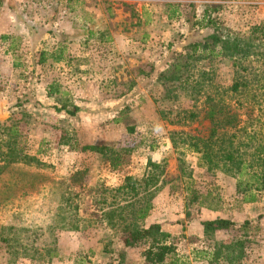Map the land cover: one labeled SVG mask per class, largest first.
I'll use <instances>...</instances> for the list:
<instances>
[{
    "label": "rangeland",
    "instance_id": "obj_1",
    "mask_svg": "<svg viewBox=\"0 0 264 264\" xmlns=\"http://www.w3.org/2000/svg\"><path fill=\"white\" fill-rule=\"evenodd\" d=\"M206 6L217 23L235 33L264 25V0H0V123L18 121L24 151L46 165H16L0 174V264H144L139 247L126 249L120 258L118 234L104 225L60 230L49 182L29 190L20 170L54 180L86 171V183L111 188L126 175L142 178L153 171L162 183L145 226L158 223L171 235L176 250L167 264H264V190L255 192L256 202L243 203L237 177L207 171L189 148L173 146L171 133L204 138L209 122L202 119V99L181 91L177 99H164L156 81L176 54L212 32L204 26ZM60 48L63 61L57 63L51 55ZM40 52L46 53L45 61L38 64ZM193 66V75L195 70L214 75L217 93L242 119L250 113L247 103L259 100L252 115L264 120V84L253 82V74L262 80L264 69L255 57L235 64L214 57ZM233 79L247 81L248 87L231 94ZM51 83L59 88L55 97L79 108L74 116L55 110L59 104L45 95ZM180 111H196L198 120L170 124L162 116L175 121ZM83 145L130 148L128 164L112 171L100 155L79 151ZM148 161L160 168L148 167ZM193 192L212 193L219 209L187 206ZM82 216L91 217L89 211ZM215 219L235 226L205 238L201 223ZM245 221L246 244L238 263L210 262L198 254L209 253L213 241L227 244L240 237Z\"/></svg>",
    "mask_w": 264,
    "mask_h": 264
},
{
    "label": "trees",
    "instance_id": "obj_2",
    "mask_svg": "<svg viewBox=\"0 0 264 264\" xmlns=\"http://www.w3.org/2000/svg\"><path fill=\"white\" fill-rule=\"evenodd\" d=\"M209 8L210 6L205 7L203 20L204 26L210 28L212 32L202 41L190 43L185 53L176 54L173 61L159 73L156 81L163 87L164 99H177V91L195 100L202 99V119L209 122V133L204 138L183 131L171 133L173 146L181 143L189 148L199 156L198 166L205 167L207 171L220 170L226 175L237 177L238 189L244 188L241 190L242 202L253 203L257 201L255 192L264 190V120L260 115H252L259 100L247 103L250 113L246 111L245 119H242L232 102L217 93L214 87V75L210 71L198 70H195L197 74L193 75V65L203 59L210 60L214 57L231 59L234 64L236 61L255 57L264 69V25H255L245 34L235 33L217 23L210 16ZM6 38L2 37V39ZM45 54L40 52L38 64L45 61ZM51 57L57 63L62 62V48ZM258 76L253 74V82L257 86H263L264 73L262 80L255 79ZM247 87V81L233 79L228 91L237 95ZM58 93V85L54 83L47 85L46 96L53 98L59 104L55 110L74 116L79 108L76 105H69L65 99L55 97ZM198 114L196 111H180L176 113L175 121L169 120L167 113H163L162 116L170 124H180L198 120ZM18 123L12 118L0 123V174L10 172L16 165L46 166L36 156L24 151ZM176 136L180 137L178 142L174 138ZM63 144L69 143L66 141ZM70 147L72 150H77V147ZM79 151L98 154L108 163L112 171H121L128 164L126 157L131 149L83 145ZM147 166L154 170L160 168L159 164L151 161H148ZM19 173L23 179H28L25 187L29 190L36 188L38 182L43 180L49 182L50 194L55 196L57 202L56 221L60 230L77 232L84 223L90 227L93 223L96 227L104 225L118 234L122 245L119 251L120 258L124 257L126 249L139 247L142 249L144 264H167V259L175 254V245L169 241L171 235L164 232L160 224L145 226V220L153 208L154 195L159 184L162 183L159 175L153 171L142 175V178L126 175L122 183L115 188L103 183L89 185L85 181L86 171H75L58 180L31 171L20 170ZM14 183L18 184L17 181ZM212 199L214 197L210 192L206 194L193 192L191 199L187 201V206L198 204L201 208L217 211L219 203ZM88 211L90 218L82 216ZM186 217H189L188 211ZM201 225L205 238L212 239L217 231L228 230L235 226L232 221L225 219L204 221ZM248 225L247 221L241 225L240 237H234L227 244L213 241L212 245H208L211 247L209 253L201 251L198 254L210 262L225 259L229 263H238L244 256L246 240L243 238L246 236ZM1 230L0 225V232ZM1 239L5 243L8 242L5 237Z\"/></svg>",
    "mask_w": 264,
    "mask_h": 264
},
{
    "label": "crops",
    "instance_id": "obj_3",
    "mask_svg": "<svg viewBox=\"0 0 264 264\" xmlns=\"http://www.w3.org/2000/svg\"><path fill=\"white\" fill-rule=\"evenodd\" d=\"M1 38H2V37H1ZM45 95H47V94H46V87H45Z\"/></svg>",
    "mask_w": 264,
    "mask_h": 264
}]
</instances>
